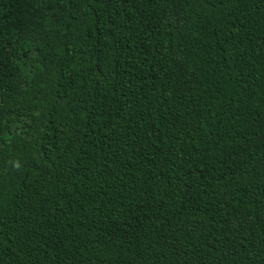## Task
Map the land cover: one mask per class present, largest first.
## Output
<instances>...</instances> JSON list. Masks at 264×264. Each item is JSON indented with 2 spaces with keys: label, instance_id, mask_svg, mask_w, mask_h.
I'll list each match as a JSON object with an SVG mask.
<instances>
[{
  "label": "trees",
  "instance_id": "1",
  "mask_svg": "<svg viewBox=\"0 0 264 264\" xmlns=\"http://www.w3.org/2000/svg\"><path fill=\"white\" fill-rule=\"evenodd\" d=\"M0 264H264V0H0Z\"/></svg>",
  "mask_w": 264,
  "mask_h": 264
}]
</instances>
